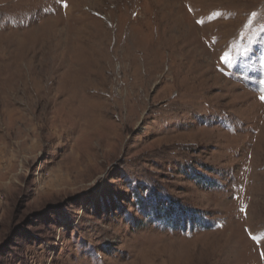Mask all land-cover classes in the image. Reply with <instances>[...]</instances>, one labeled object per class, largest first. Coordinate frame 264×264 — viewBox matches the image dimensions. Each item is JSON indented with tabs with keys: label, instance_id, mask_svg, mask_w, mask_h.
Instances as JSON below:
<instances>
[{
	"label": "rangeland",
	"instance_id": "374dc122",
	"mask_svg": "<svg viewBox=\"0 0 264 264\" xmlns=\"http://www.w3.org/2000/svg\"><path fill=\"white\" fill-rule=\"evenodd\" d=\"M0 264H264V0H0Z\"/></svg>",
	"mask_w": 264,
	"mask_h": 264
},
{
	"label": "trees",
	"instance_id": "16d2710c",
	"mask_svg": "<svg viewBox=\"0 0 264 264\" xmlns=\"http://www.w3.org/2000/svg\"><path fill=\"white\" fill-rule=\"evenodd\" d=\"M157 208H158V206H155V207L153 208V210H152V211L155 213L154 215H156V217H159V216L161 215V216H160L161 218H163L164 216H166L167 218H169V216H168L167 214H165V215L163 216V215L161 214L160 211L157 212ZM154 215H153V216H154ZM154 217H155V216H154Z\"/></svg>",
	"mask_w": 264,
	"mask_h": 264
}]
</instances>
